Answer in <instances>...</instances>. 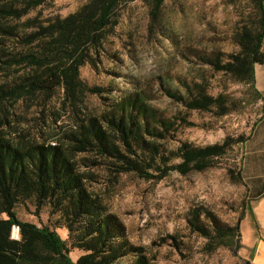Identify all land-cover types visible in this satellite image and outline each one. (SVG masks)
Instances as JSON below:
<instances>
[{
  "label": "trees",
  "instance_id": "16d2710c",
  "mask_svg": "<svg viewBox=\"0 0 264 264\" xmlns=\"http://www.w3.org/2000/svg\"><path fill=\"white\" fill-rule=\"evenodd\" d=\"M128 1L89 0L65 16L24 19L44 0H0V73L7 74L0 81V108L5 110L0 118V264H153L146 248L129 240L127 226L109 211L77 155L85 153L88 166L105 165L112 180L132 173L159 181L173 171L184 175L205 171L237 143L245 145L257 125L249 135L233 140L204 146L184 142L177 149H167L164 141L177 130L180 117L166 115L140 94L122 98L101 116L87 113L86 97L102 88L84 81L80 69L88 63L99 66L105 43ZM144 1L153 19L166 2ZM253 5L250 16L243 17L232 35L239 49L216 52L205 60L234 81L249 83L264 98L255 82V63L264 45V0H253ZM182 82L183 89L169 86L166 92L187 109H216L219 115L235 109L229 94H211L202 82ZM61 89L63 109L83 113L75 130L56 141L11 136L8 129L15 121L7 104L35 97L48 103ZM236 178L246 184L242 165ZM247 195L246 209L234 224L223 222L210 210L191 211L190 227L207 240V250L242 248L241 223L251 204L248 190ZM28 202L38 216L48 208L49 223L22 219L17 207ZM15 225L20 228L19 239L12 237ZM73 249L81 251L76 260Z\"/></svg>",
  "mask_w": 264,
  "mask_h": 264
},
{
  "label": "rangeland",
  "instance_id": "374dc122",
  "mask_svg": "<svg viewBox=\"0 0 264 264\" xmlns=\"http://www.w3.org/2000/svg\"><path fill=\"white\" fill-rule=\"evenodd\" d=\"M87 1L44 0L24 19L65 16ZM253 9V0H166L153 19L144 0L128 1L105 43L99 66L88 63L80 69L84 81L102 88V92L86 97L87 113L101 116L122 98L140 94L166 115L180 117L177 130L164 141L167 149H177L184 142L204 146L233 140L243 133L249 135L253 126L264 119V98L258 97L249 83L234 81L214 70L205 59L216 52L227 54L239 49L232 40L233 32ZM5 79L7 74L0 73V81ZM183 80L202 82L214 95L229 94L235 109L225 115H219L216 109H187L166 92L169 86L183 89ZM63 95L61 89L48 103L35 97L7 104L8 115L15 121L8 129L11 136L64 140L65 133L77 128L83 113L70 107L63 109ZM3 115L5 110L0 108V118ZM245 152L246 147L237 143L226 155L216 157L205 171L186 175L173 171L159 181L132 173L112 180L105 165L88 166L85 153L77 156L109 211L127 226L129 240L145 247L153 264H248L243 248L237 252L230 246L207 250V240L194 232L189 222L196 208L210 210L227 224L238 221L248 199L246 184L236 178ZM27 205L17 207L22 219L49 223L48 208L38 216L35 206L31 202ZM57 230L69 241L64 230ZM80 253L71 251L75 260Z\"/></svg>",
  "mask_w": 264,
  "mask_h": 264
},
{
  "label": "crops",
  "instance_id": "0c3cea01",
  "mask_svg": "<svg viewBox=\"0 0 264 264\" xmlns=\"http://www.w3.org/2000/svg\"><path fill=\"white\" fill-rule=\"evenodd\" d=\"M256 87L264 96V45L255 63ZM242 172L251 204L241 223L244 255L251 264H264V119L246 141Z\"/></svg>",
  "mask_w": 264,
  "mask_h": 264
},
{
  "label": "built area",
  "instance_id": "2783aa9c",
  "mask_svg": "<svg viewBox=\"0 0 264 264\" xmlns=\"http://www.w3.org/2000/svg\"><path fill=\"white\" fill-rule=\"evenodd\" d=\"M12 237L15 238V239H19L20 238V228H19V226L15 225L13 227Z\"/></svg>",
  "mask_w": 264,
  "mask_h": 264
}]
</instances>
